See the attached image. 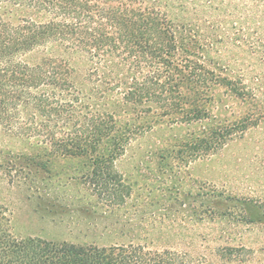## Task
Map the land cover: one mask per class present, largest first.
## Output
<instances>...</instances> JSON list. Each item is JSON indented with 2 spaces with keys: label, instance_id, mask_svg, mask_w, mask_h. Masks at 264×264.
<instances>
[{
  "label": "rangeland",
  "instance_id": "rangeland-1",
  "mask_svg": "<svg viewBox=\"0 0 264 264\" xmlns=\"http://www.w3.org/2000/svg\"><path fill=\"white\" fill-rule=\"evenodd\" d=\"M134 1L159 12L214 73L213 98L204 102L209 119L183 121L190 104L176 97L162 107L150 97L138 106L143 112L116 104L119 125L147 127L132 132L114 163L124 186L115 196L86 182V160L50 158L36 145L41 140L0 130L1 222L17 239L141 246L178 253L186 264H264V0ZM39 54L26 60L37 62L45 51ZM90 75L89 83L97 79ZM211 129L219 132L211 144L217 149L195 157L190 141Z\"/></svg>",
  "mask_w": 264,
  "mask_h": 264
},
{
  "label": "trees",
  "instance_id": "trees-1",
  "mask_svg": "<svg viewBox=\"0 0 264 264\" xmlns=\"http://www.w3.org/2000/svg\"><path fill=\"white\" fill-rule=\"evenodd\" d=\"M25 11L46 20L13 18L14 12ZM188 43L159 12L136 6L134 0H0V130L41 140L36 145L50 158L86 160V182L98 195L115 196L124 186L114 163L132 132L147 127L145 122L119 125L116 104L136 111L150 97L161 107L176 97L190 104L183 121L210 117L204 102L213 98L217 83ZM37 54L42 55L37 62L26 60ZM90 74L97 79L89 83L85 77ZM72 88L73 96L68 93ZM233 93L241 95L236 89ZM56 125L65 126L64 131ZM202 134L188 145L195 157L217 149L211 144L219 132ZM49 161L38 163L45 167ZM4 219L0 210V264H186L183 255L141 246L98 248L17 239Z\"/></svg>",
  "mask_w": 264,
  "mask_h": 264
}]
</instances>
